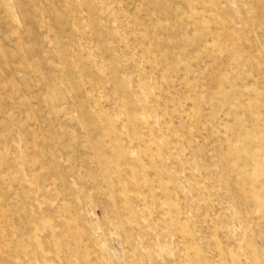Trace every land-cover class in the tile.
Returning a JSON list of instances; mask_svg holds the SVG:
<instances>
[{
  "label": "rangeland",
  "instance_id": "374dc122",
  "mask_svg": "<svg viewBox=\"0 0 264 264\" xmlns=\"http://www.w3.org/2000/svg\"><path fill=\"white\" fill-rule=\"evenodd\" d=\"M0 264H264V0H0Z\"/></svg>",
  "mask_w": 264,
  "mask_h": 264
}]
</instances>
